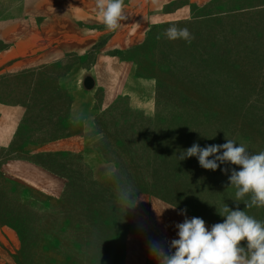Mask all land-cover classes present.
<instances>
[{"label": "rangeland", "instance_id": "rangeland-1", "mask_svg": "<svg viewBox=\"0 0 264 264\" xmlns=\"http://www.w3.org/2000/svg\"><path fill=\"white\" fill-rule=\"evenodd\" d=\"M26 2L0 0V22L23 19ZM48 2L42 0L36 7L44 8ZM187 2L173 0L167 10L173 12ZM205 13L207 9H200L196 15L203 18L155 25L150 33L138 38L143 40L141 45L121 52L123 57L135 61L138 77L151 80L150 88L143 85L146 80L137 81L139 87L136 85L135 90L154 92L153 111L130 110L128 101L121 98L113 109L101 112L102 90L87 92L88 95L76 85H72L70 95L69 88L57 90V80L63 81L57 76L79 68L81 60L77 56L51 67L49 73L33 76L28 72L1 83V99L24 101L30 109L16 141L9 147H0V229L30 226L23 222L20 213L27 209L26 213L31 214V208L16 203L21 184L61 182L58 175L36 169L33 161L48 170L69 168L73 183L89 182V173L80 171L85 166L127 168L137 184L151 183L153 195L210 222L223 221L217 210L224 204L237 206L236 189L228 180L235 166L224 164L216 171L205 170L196 157L179 160L178 156L193 143L201 147L223 144L225 137L245 145L249 152L264 151V9L218 16H203ZM172 26L188 29L191 41L167 39L164 33ZM109 33L105 32L103 41ZM2 47L0 41V50ZM94 58L93 53L87 54L82 64L90 66ZM51 89L60 93L49 98ZM75 98L88 106V115L96 116V125L85 135L83 153L33 157V140L58 138L68 131L82 132L79 124L68 127L62 123L63 112L65 116L68 112H59L69 99L72 102ZM49 106L57 108L61 116L54 126H48ZM223 168L229 169L228 174ZM239 207L245 208L243 202H239ZM245 210L264 221V208Z\"/></svg>", "mask_w": 264, "mask_h": 264}, {"label": "crops", "instance_id": "crops-1", "mask_svg": "<svg viewBox=\"0 0 264 264\" xmlns=\"http://www.w3.org/2000/svg\"><path fill=\"white\" fill-rule=\"evenodd\" d=\"M41 1L27 0L22 8L23 19L0 22V85L28 72L33 76L49 73L51 67L77 56L81 60L79 68L63 77L58 75L63 81L57 80L56 89L69 88V95L72 85L87 95L102 90L101 112L113 109L121 98L128 101L130 110L155 109L154 92L135 90L137 81L146 80L143 85L150 88L151 80L138 77L135 61L121 55L141 45L143 40L138 38L150 33L155 25L203 18L196 15L200 9H207L203 16L264 9V0H188L168 12L167 5L173 0H127L126 19L103 41L108 30L95 11V0H49L46 7H36ZM12 25L17 26L11 29ZM90 53L95 55L93 63L83 65V57ZM56 89L49 90V98L60 93ZM34 91L33 85V95ZM81 100L69 99L59 112H68L66 116L63 112L62 123L68 127L79 124L82 132L68 131L58 138L33 140V157L83 153L85 135L96 125V116L87 114L88 106ZM29 109L24 101L0 98V147L16 141ZM48 110V126H54L61 116L57 108L49 106ZM84 157L87 160L86 151ZM33 164L36 169L58 175L61 182L20 185L22 191L17 193L16 203L31 208V214L26 213L27 209L20 213L22 221L30 226L0 229V264H158L150 254V242H159L167 252L170 241L178 238L175 225L185 216L202 218L209 229L214 224L190 211L181 215L182 207L153 195L150 182L148 186L137 184L127 168L85 166L80 171L89 173V182L73 183L69 168L48 170L40 163ZM75 190L79 193H72ZM133 190L136 202L130 205L125 197Z\"/></svg>", "mask_w": 264, "mask_h": 264}, {"label": "clouds", "instance_id": "clouds-1", "mask_svg": "<svg viewBox=\"0 0 264 264\" xmlns=\"http://www.w3.org/2000/svg\"><path fill=\"white\" fill-rule=\"evenodd\" d=\"M95 11L108 31H116L126 19L125 0H95ZM164 35L169 40L188 42L193 38L188 29L176 26L169 27ZM225 139L223 144L204 147L193 143L178 158L196 157L200 167L211 171L224 164L235 166L228 180L236 189L237 206L230 208L224 204L217 210L223 221L214 223L210 229L202 218L185 216L183 222L175 225L178 238L170 241L167 252L159 242H150V254L158 264H264V221L245 210L264 208V151L252 153L245 145ZM221 170L229 172L228 168ZM125 199L134 204V190ZM239 202L245 205L243 210Z\"/></svg>", "mask_w": 264, "mask_h": 264}]
</instances>
